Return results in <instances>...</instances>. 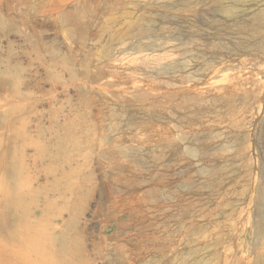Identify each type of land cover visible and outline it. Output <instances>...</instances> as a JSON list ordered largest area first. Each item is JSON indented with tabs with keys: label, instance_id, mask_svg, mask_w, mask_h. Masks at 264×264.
Here are the masks:
<instances>
[{
	"label": "rangeland",
	"instance_id": "obj_1",
	"mask_svg": "<svg viewBox=\"0 0 264 264\" xmlns=\"http://www.w3.org/2000/svg\"><path fill=\"white\" fill-rule=\"evenodd\" d=\"M219 1L0 0V264H264V0ZM242 145V198L145 251Z\"/></svg>",
	"mask_w": 264,
	"mask_h": 264
},
{
	"label": "bare ground",
	"instance_id": "obj_2",
	"mask_svg": "<svg viewBox=\"0 0 264 264\" xmlns=\"http://www.w3.org/2000/svg\"><path fill=\"white\" fill-rule=\"evenodd\" d=\"M219 8L223 12H227V8L225 7V2L219 1ZM233 5H240L241 0H230ZM233 58L238 61L236 63L238 67L243 68L241 65V55L237 51ZM229 71L224 76L220 78L221 82H226L231 88H236L244 79L243 74L239 71ZM205 95H202L201 98H204ZM228 116V117H226ZM244 111L238 109L236 105L231 107V111L229 115H219L220 118L226 117V120L230 124V128L233 130L239 129L242 126ZM245 146H239L233 153H229V157L227 155V165L232 166L233 170L228 174H223V168L221 162H217L215 168L216 173H219L218 179L214 180L213 183H208L206 185L201 186L198 189H194L189 193V201L190 207L189 209L193 210V213L189 214L188 209L181 210V215L177 219L174 215L166 216V225L165 231L155 230L150 235L146 236L143 240L142 247L145 251H154L159 250L164 246L166 240H169L175 237L178 233L184 230L185 224L181 223L179 220H183V218H187L188 216H194L195 220L201 224L202 227L208 226L209 222H212L214 218V210L221 205L231 204L233 202H238L242 198L243 193V184L241 182L242 176L246 174L249 170L248 165L246 168L238 167L237 164L240 160L241 156L244 154ZM229 150V148L225 147L221 153L224 154ZM189 156H193L195 154V149L190 147L188 150ZM227 154V153H226ZM225 154V155H226ZM181 155V154H180ZM177 153V144L173 138L167 137L164 139V170L168 173L169 168L175 162H186L183 156H180ZM251 162V159L249 160ZM235 167V168H234ZM168 177L169 175L166 174ZM183 175V174H182ZM185 175V174H184ZM186 176V175H185ZM184 176V177H185ZM191 188V186H190ZM192 189V188H191ZM262 202L264 203V193L259 196ZM174 219V220H173ZM177 219V220H175ZM254 233L257 235V243L254 245L256 248L263 249L264 248V226L255 225ZM183 264V263H182Z\"/></svg>",
	"mask_w": 264,
	"mask_h": 264
}]
</instances>
